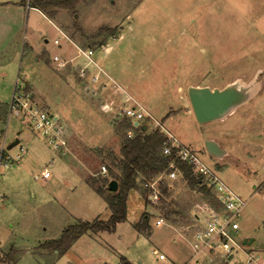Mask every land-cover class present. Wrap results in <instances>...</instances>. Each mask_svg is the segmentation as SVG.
Listing matches in <instances>:
<instances>
[{
	"label": "rangeland",
	"instance_id": "1",
	"mask_svg": "<svg viewBox=\"0 0 264 264\" xmlns=\"http://www.w3.org/2000/svg\"><path fill=\"white\" fill-rule=\"evenodd\" d=\"M32 17L27 9L26 26L17 35L19 51L0 68V119L9 116L6 105L17 79L29 81L42 92L34 95L40 105L46 108L48 101L49 111L66 125L71 152L62 157L30 129L27 119L10 116L8 140L19 138L27 153L3 169L0 179L5 196L0 202V264H124L123 258L132 264H165L159 253L172 264H185L193 255L190 241L199 223L195 216L199 206L215 199L190 189L180 176L167 179L171 186L165 202L153 203L141 186L132 190L127 220L114 232L83 235L64 255L42 246L79 220L110 217L108 203L86 180H102L116 171L111 158L120 156L125 133L133 135L131 129L115 130L110 122L121 116L126 94L163 125L161 131L195 150L245 201L235 237L240 242L254 239L246 248L264 252V0H84L76 13L56 16V25L68 38L42 15ZM5 28L0 24L3 58L12 56ZM74 42L94 50L96 63L90 62L86 71L100 73L109 96L84 91V83L81 89L72 87L78 74L65 71L69 62L64 58L78 52ZM25 44L47 48L51 56L61 53L60 58L50 63L47 54H22ZM107 44L113 49L109 56L101 48ZM86 60L82 55L78 61L83 66ZM237 80L251 84L250 100L227 118L200 125L188 87L222 88ZM149 128L157 129L153 123ZM207 140L216 141L225 155H210ZM102 166L107 174L101 173ZM45 168L52 174L47 181L42 180ZM143 215L149 217L151 235L134 227ZM160 216L166 223L156 226ZM10 253L12 262L1 261ZM200 261L241 264L217 253L202 254L193 264Z\"/></svg>",
	"mask_w": 264,
	"mask_h": 264
},
{
	"label": "built area",
	"instance_id": "2",
	"mask_svg": "<svg viewBox=\"0 0 264 264\" xmlns=\"http://www.w3.org/2000/svg\"><path fill=\"white\" fill-rule=\"evenodd\" d=\"M81 53L93 62L92 50H81ZM55 60H59V58L56 57ZM126 95L120 113L130 119L137 127L145 124L149 127L153 123L166 136L164 155L175 154L180 160L188 163L193 172L200 177L201 184L216 195L215 205L206 202L204 206H199L201 212L195 216L199 223L190 241L194 253L185 264H193L199 256L208 253H217L219 257L229 262L236 259L241 264H264V252L247 249L246 245L238 241L234 234L239 229L237 219L246 205L245 201L222 182L214 168L210 167L195 150L184 145L172 134L161 131L163 125L136 98ZM8 113L9 116L5 120L0 119V179L3 175V169L19 163L27 153V148L20 140L18 144L9 148V145L14 141L8 140L11 115H15L21 120L27 119L30 129L41 135L45 142L62 157L70 154L68 129L62 119L45 110L37 99L28 93L23 85L19 84L18 80L12 100L8 105ZM15 147H19V149L16 153H12V149ZM172 167L168 176L172 179L177 178L179 171L174 168L173 164ZM101 173H107L106 166H102ZM51 176L50 170L45 168L42 172V180L47 181ZM161 177L144 183L149 199L155 204L161 200ZM3 198L4 195L0 191V202ZM164 223L166 221L161 216L155 221L156 226H162ZM159 259L167 260L165 264H172L164 253H159Z\"/></svg>",
	"mask_w": 264,
	"mask_h": 264
},
{
	"label": "trees",
	"instance_id": "3",
	"mask_svg": "<svg viewBox=\"0 0 264 264\" xmlns=\"http://www.w3.org/2000/svg\"><path fill=\"white\" fill-rule=\"evenodd\" d=\"M84 0H29V6L39 9L48 18L56 22V16L61 11L76 13L79 4ZM93 1V0H89ZM105 29H100L96 37H99ZM110 36H114L112 33ZM104 44V43H102ZM102 47V46H101ZM28 88V87H27ZM0 107H3L0 105ZM121 116L113 117L110 122L115 130L127 131L131 129L133 135L126 132V139L121 145V154L116 158H111L116 171H110L109 177H103L98 180L93 176L86 180L87 184L100 196H102L111 210V215L108 219L96 218L94 221H78L77 223L66 227L58 239L45 241L42 246L52 249L59 255H64L74 243L83 235L88 233L98 234L101 231L114 232L117 225L127 220L128 216V198L132 190L142 187L144 193V183L153 181L160 176V193L161 201L165 202V197L169 195L171 184L169 179V172L174 168L179 171L178 176L181 177L187 186L192 190H197L206 197L215 199L211 204H216V195L206 186L201 184V179L197 176L192 167L173 155H164L163 150L166 142L165 134L161 133L159 129L151 130L145 125L135 126L134 123ZM107 174V173H106ZM111 180H116L119 184L118 191H110L108 185ZM170 210V209H168ZM171 211V210H170ZM141 224L135 223L134 227L145 235H151V228L149 224V217L143 215ZM13 257L11 253L1 261L12 262ZM124 264H132L125 258L122 259Z\"/></svg>",
	"mask_w": 264,
	"mask_h": 264
},
{
	"label": "crops",
	"instance_id": "4",
	"mask_svg": "<svg viewBox=\"0 0 264 264\" xmlns=\"http://www.w3.org/2000/svg\"><path fill=\"white\" fill-rule=\"evenodd\" d=\"M28 5H27V2L25 0H0V24H2V26H4V23L6 24L5 30H7V33H8L7 37H11V38H9V39H11L9 46L12 48V52H11L12 56L11 57L8 56L7 58H3L2 55L4 53V50L2 51V48H3L4 40L3 39L0 40V58H1L0 59V68L3 67L6 64L8 65L9 61L11 60V58L16 57L17 51H19L20 42L18 40L19 37L17 35L21 34L22 25L26 26V22L25 21H26L27 9L29 11V16H30L31 11H33V17L32 18H34L35 14H40V15L43 16V18H45L48 21V23H50L57 30L62 32L60 30V28L56 25V23L53 20L48 18L39 9L30 7ZM24 12H26V13H24ZM31 23H32V21H31ZM11 31H13V32H11ZM64 35L67 36L66 34H64ZM67 38H68V36H67ZM74 44H75L74 46L78 48V52L73 54V55H70L71 57H67L66 56L67 58H64V59H66L69 62L68 63L69 65H68V67L66 68L65 71L69 72V73L72 72L73 74H74V72H76L78 74V78H79L78 83L76 82V83L72 84V87L77 88V89L78 88L81 89L83 87V83H84V85L87 84L85 87H83L84 91L85 90H89V93L93 92V91H95V92L98 91L100 94H102V92H105V95L107 94L109 96L111 94V92L108 91L106 82H102L101 81L100 73L97 71L96 73L92 74L91 72L86 71L87 70V65L91 61H89V59H87L86 60L87 62L86 61L83 62V66L81 65V62L78 61L79 58H81V56L83 55V54H80V52H81V50H84V49H82L77 43L74 42ZM9 46H7V47L9 48ZM101 48L103 50V54L106 55V56H109V54L113 52V49H111L110 46H108V44L106 46H102ZM14 50H15V52H14ZM21 50H22V54H25V53H28V52H36V53L40 52L39 53L40 56H42V54L43 55L47 54L48 55V62H50V63H52L53 59H55L56 57L60 58L59 54H61V53H59L57 55L51 56L49 49H47V48L38 49V48H34L33 45L29 46L27 44H25V46H22ZM53 50L55 51V48H53ZM88 50H91V49H88ZM88 50H85V51H88ZM62 52L64 54L63 49H62ZM92 52L94 53V50H92ZM44 57L45 56H43L42 58L45 59ZM92 63L95 64L96 62H94V60H93ZM59 70L60 71L57 74L60 77V80L62 81V84H65V82H63L64 80L61 79L62 78L61 75H64V73H62V71H61L62 69H59ZM55 76L57 78V75H55ZM66 76L68 78L66 83H68V82L71 81V80L68 81L70 76H69V74H67ZM97 76H98V78H97ZM17 80L19 81V79H17ZM97 82L100 83L99 86L95 85V83H97ZM19 83L21 85L25 86V90L28 93H30L31 95H33V96L35 95V93H42L40 91H37L35 86L29 81H25L23 83L19 82ZM89 86H91V87H89ZM29 88H31L32 91H30ZM123 90H125V89H123ZM92 100H94V99L92 98ZM106 100L108 101V99H106ZM37 101L39 102V100H37ZM46 104H47L46 108H44L42 105L41 106L45 110L49 111L50 103L48 101H46ZM6 107H8V106L6 105ZM7 110H8V108H7ZM49 112H51V111H49ZM51 113H53V112H51ZM53 114H55V113H53ZM219 168L220 167H217V169H219Z\"/></svg>",
	"mask_w": 264,
	"mask_h": 264
},
{
	"label": "water",
	"instance_id": "5",
	"mask_svg": "<svg viewBox=\"0 0 264 264\" xmlns=\"http://www.w3.org/2000/svg\"><path fill=\"white\" fill-rule=\"evenodd\" d=\"M251 84L245 85L241 81H234L222 88H210L190 86L188 87V96L191 102L193 112L200 125L205 123L223 120L228 117L235 109L246 104L252 97ZM147 126H144L146 129ZM19 143L16 138L10 145L12 148ZM207 152L217 158H221L225 154V150L214 140L206 141ZM108 189L110 191H118L119 184L116 180H111ZM254 239L248 238L243 241L244 245H251Z\"/></svg>",
	"mask_w": 264,
	"mask_h": 264
}]
</instances>
